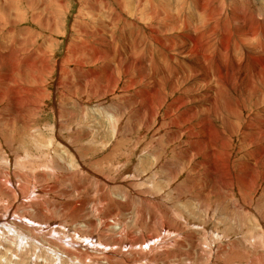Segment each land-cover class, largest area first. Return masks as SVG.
<instances>
[{
  "label": "rangeland",
  "instance_id": "rangeland-1",
  "mask_svg": "<svg viewBox=\"0 0 264 264\" xmlns=\"http://www.w3.org/2000/svg\"><path fill=\"white\" fill-rule=\"evenodd\" d=\"M104 1L111 3L112 0H0V49H4V46L9 43L8 38L3 39V34L13 33L17 38L14 47L18 52L17 57L14 56L13 58L8 54L10 50L0 51L2 54L0 57V93L3 92L2 94H6L8 98V96L12 97L18 94V91L21 93L24 89H34L36 87L35 82H32L33 86H28L24 82L23 85L21 82L17 84L16 81L20 78L23 80L18 72L23 70L31 59L34 63L31 68L34 74L38 75L39 72H42L40 69L41 54L45 57L48 53L50 64H53L63 60L68 48L76 43L80 45L82 39L85 45L90 44L89 47L100 48L97 45L100 40L91 34H85L87 31L95 33L94 29L98 28L108 33L110 37L115 39V48L122 51L124 55L128 51H131L130 54L136 52L132 48V41L134 37L139 35L142 45H145H143L144 49L146 48V52L148 49V53H150L151 51L155 52L156 49L152 39L153 34H151L154 32L152 30L157 27L156 25L163 27L166 24V29L162 28V31L166 30L167 34L164 32L163 35L165 34L164 38L167 39L172 38V36L170 37L172 32L175 36L182 33L180 30L174 33V29L175 27H182L177 21H182L183 3L185 8L187 7L186 11L188 10L185 13L186 17L188 18L191 14V23L189 22V24L195 22L193 27L188 24L189 29L199 24L200 17L198 15L202 12L199 7L193 8L195 4L192 0H188V4L184 2L185 0H164L166 4L171 5V8L168 10L165 7L167 14L169 13L168 19L160 21L152 18V13L155 12V10L150 12L149 9V2L152 0H137L141 7L143 5L146 8L147 12L143 9L142 13L138 14L139 10H125L123 15L127 17L125 18L130 23L126 24L125 20H121L120 26L112 22V18L108 14L111 4L106 6ZM223 1L227 3L230 0H220L219 5ZM243 1L247 0H235L234 7L229 8L228 13L235 15L243 24L247 23L251 27L254 14L259 21L263 22V17L256 15L258 0H253L254 3L252 0H248L249 3H242ZM262 2L264 3V0ZM6 3L7 5H5ZM227 4L231 5L230 3ZM10 5H12L11 15L7 16L9 13L3 14V12ZM138 15L146 21L143 22L137 17ZM7 18L9 21L11 20L10 23ZM148 18L152 20L147 22ZM232 29L234 30V28ZM187 32L192 33L191 30L185 31V33ZM249 51L253 53L252 55L259 57L258 51L254 49ZM34 52L36 53L35 57L32 56ZM83 56L81 55L82 59L80 55L68 59V70L73 78L69 79L70 75L62 77L61 83L57 87L59 69L57 66L55 68L51 65L52 72L48 71L44 76L46 89L42 94L45 97L42 101L44 102L42 103L43 111H40L37 120H34L33 123H28L26 126L16 119L11 123L7 121L6 123L2 117L3 113H0V174H2L0 175L2 182L0 185V222H2L0 223V234L4 233L2 237L0 236L2 238L0 239V258L3 259L0 264H264V243L259 237L262 234V228L264 229V189L262 187L257 190L253 188L252 194L248 198L250 209L252 208L251 217L243 216L240 218L237 215L238 219L235 220L237 221L235 225L240 223L241 226L252 229L254 234L251 236L249 234L248 237L244 238L242 237L243 234L230 233L229 235V227L221 222L226 219L225 213H222L226 209L228 200L231 203L230 210L237 211L235 208L238 205L235 202L237 195H232L229 190H226L225 196L228 195V200H225L226 206H221L215 195L213 196L214 193L209 196V192L205 191L212 187L216 179L210 177L211 175H193L183 162L176 161V156L171 151L173 148L170 146L165 131L160 132V122H155V125L146 130L145 123L139 119L144 104L141 103L138 96L144 94L145 91L151 92L150 90L154 89L151 84L153 76L151 68L149 66L147 68L140 62L141 66L150 70L149 74L141 79L140 70L133 69L136 71L133 78L132 75H124L116 66L115 76L122 80L119 89L112 95L103 92L104 95H107L101 94L99 97L95 88L98 87L97 82L94 81L89 84L94 87L96 94L92 98L93 100H88V97L82 95L84 90H78L80 83L86 84L90 79L87 73L90 67L87 66L81 70L76 66L77 61L88 65L84 61L86 55ZM4 57L8 58L5 59ZM175 57L177 58V56ZM175 57L173 56L174 62H176ZM179 60L182 61V59ZM103 61L99 62L96 68L93 66V70L98 69L97 67L102 65ZM149 63L152 64L151 61ZM174 66L176 67L177 64L175 63ZM11 76L12 78H10ZM131 79L136 84L124 92L122 85ZM139 84L140 86H138ZM17 85L20 86L18 89ZM70 85L74 86L75 89ZM143 87L148 88V90ZM135 92L138 93L135 94ZM73 93L75 94L73 95ZM60 97L63 104L61 105L62 108L59 107V112L62 113L61 117L58 116L59 112L56 107ZM70 98L71 100H69ZM79 98L84 101L85 105L81 106L77 103ZM136 102L139 103L138 108L137 105L135 108L132 106ZM7 104L11 105L10 102ZM7 104L5 101L0 103L1 112L9 107ZM97 107L100 110H97ZM111 108L115 109V112H112L115 113L114 118H117V121L113 119L115 122L112 121V123L109 120L113 117L106 120V115L109 114L108 111L111 112ZM135 109L138 110V118L135 116ZM9 110L10 112L5 111L4 113H12L14 106L11 105ZM102 111L107 112L103 113ZM100 112L101 114H99ZM105 113L107 114L105 115ZM99 116L102 118H98ZM8 172L12 176L6 175ZM202 173H206L205 167ZM11 178L14 182L17 181L13 186L9 182ZM127 191L134 195L133 201H131L133 203L125 206L126 212H122L117 197ZM109 193L112 195L111 197ZM106 195L110 198L107 199L108 196ZM225 196H222L223 199ZM139 197L142 199L150 197L151 200L145 204L144 202L141 203V200L139 202ZM136 198H138L137 201ZM259 198H262V202ZM33 205L34 208L31 207ZM35 208L40 211L35 210ZM38 212L42 213L39 217L36 216ZM221 214L223 218L220 217ZM233 215L235 217L234 212ZM232 218H230L231 221ZM162 221H169L174 228L170 232L164 231L166 224ZM5 223L19 229L21 236H10L6 232H1V225ZM188 223H194L195 226H190ZM87 224H91L92 227L87 226ZM85 226H87L86 229ZM204 228H208V230ZM149 230H152L151 233ZM205 235H207V239ZM135 238L136 242L132 241ZM49 240L51 241L49 242ZM10 241L19 244L17 243L14 248H10L4 243ZM34 245L36 247H33ZM253 245H259L260 247H257L260 249L253 248ZM44 248H49L50 253ZM72 252L73 254H71ZM73 256L80 257L75 259Z\"/></svg>",
  "mask_w": 264,
  "mask_h": 264
},
{
  "label": "bare ground",
  "instance_id": "bare-ground-1",
  "mask_svg": "<svg viewBox=\"0 0 264 264\" xmlns=\"http://www.w3.org/2000/svg\"><path fill=\"white\" fill-rule=\"evenodd\" d=\"M152 1L149 2L150 12H152V10H155V12L152 13V18L153 19L156 18L160 21L161 20H163V21L167 20L168 19L167 16L169 13L167 14L165 7H167V9H168V8H171V5L166 4L164 2V0H160L161 2L160 1L156 2L154 0H152ZM181 1H183V0H181ZM219 1L220 0H192V2L195 4V6H193V8L199 7V10L202 11L198 15L200 17L199 24L195 25V27L192 29H189L190 26L188 27V24H189L190 19H191V14H189L188 18L186 17L185 13L188 10L186 11L187 7L185 8V6L183 5L184 3H183L182 4L183 9H182V13H181L182 21H177V22L181 23V24L180 23H178V24L181 25L182 27H175V29H174V33L177 30L182 31V33H180L178 31L180 34L175 36V35H173V32L172 33L170 32L171 33L170 37L172 36V38L167 39V38H164L165 34L163 35V33L166 32V30H164V29H166V24L164 23L165 26H163V27L156 25L157 27L155 26L156 28L152 30L154 32L151 33V34H153L152 39L154 41V44L156 45L155 52L151 51L150 53H148V49L146 52V48L144 49V47H143L144 44L142 45V43L140 41V36L138 35V36L134 37V39L132 41V48L136 52L130 54L131 51H128L124 55V53L122 51L115 48V39L113 37H110L108 33H105L104 31L97 28V29H94L95 33L87 31L85 34H91V35H93L94 38L100 40L98 42L99 44H97L98 46H100V48H97L96 46L95 47L94 46L89 47L90 44L87 43L88 46L85 45V42H83V39H82V43L80 45H78L76 43V44L71 45L68 48V52H67V54L63 60L57 61L56 63H53V64H50V55L48 53L45 55V57H43V55L41 54L40 69L42 70V72H39L38 75H35L33 70L31 69L32 66L34 65V63L32 62L33 59L29 60L27 65L24 66L23 70L18 72L23 80H20L21 78L20 79L18 78L19 80L16 82H17V84H18V82H21L22 85L24 82L28 86H33L32 82H35L36 87L34 89L29 88L26 90L23 88L25 91L22 89L23 91H21V93H19L20 91H18V94H16L17 96L16 95L12 96V97L8 96V98H7L6 94H4V95L2 94L3 92L0 93L1 94L0 95V103L5 101V104H7L10 102V104L14 106V110H12V113H4L5 111L10 112L9 109H10L11 105L9 106L8 104L7 105L9 107L6 108L4 110V112L0 111V113H3L2 117H4V121L11 123L13 120L16 119V120L20 121V123L27 126L28 123H33L34 120H37V115L42 110V105H43L42 103H44L42 101L45 99L44 95H42L44 93V89H46L45 88L46 87V83H45L46 79L44 78V76H46L48 71L52 72V69H51V65H52L55 68L57 66L59 69L58 70L59 71V75H58L59 83L56 85V87L59 86V84L61 83L62 77H66V76L70 75L68 78L69 79L73 78L71 76V74L68 70V66H67L69 58L77 57L79 55H80V57H81V55L82 56L86 55V57L84 58L85 59L84 61H86V63L88 65H85L84 62H81V61L78 62L77 61L76 66H78V68L81 70L86 68L87 66L90 67V70L87 71V73L90 76L89 81H87V82L85 81L86 84L80 83V85H79L80 88L78 87V90H80V89L82 91L84 90L82 92V95L86 96V98L88 97V100H93L92 98L95 97L96 91L98 93V96L100 97L101 94L104 95L103 92H106V93H109V95L110 94L112 95V93L116 92L119 89L120 84L122 83V80H120L119 78H117L115 76V67L116 66H118V69L121 70L124 75H126V76L132 75L133 78H134L135 72H136L133 69L140 70L139 74H140L141 79L146 77L147 74H149V71L151 70L152 75H153L151 84H152V87H154V89L150 90L151 92L145 91L144 94H140L138 96L141 103L144 104L142 107V111L139 114L140 121H143L145 123L146 130H149L153 125H155L154 124L155 122L157 123L159 121L160 122V127H159L160 132L165 131L166 136L168 137L170 146H172V148H173V149L171 148L172 149L171 151H173L175 156H176L175 157L176 161L183 162L185 164L184 166H186L190 170V172H192L193 175H211L210 177L214 178V180L216 179L215 180L216 182L213 183L212 187L209 186L211 188H207L208 190H205V191L209 192V196H211V194L214 193L213 196L215 195V197L217 198V201L220 202L221 206H223V205L226 206L225 204H226V201L228 200V197H227L228 195L225 196L226 190H229V193H231L232 195H237L235 202L238 205H236L235 208L237 209L238 212L230 210L231 203L229 202V200L227 202V206H226L225 211H224V209L222 210V212L224 211L222 214L225 213L226 219H223L221 222H223L226 226L229 227V235H230V233L236 234V235L243 234V236H242L243 238L248 237L249 234H250L249 236L253 235L254 231H252V229H249L245 226H241L240 223H239V225H235V224H237V221H235V220L238 219L237 215L240 218L243 216L244 217H246V216L251 217L250 214H251L252 208L250 209V205H249L250 200H248V198L252 194L253 188L257 190L259 187H262L264 189V21H263L264 20V3L262 2L263 0H258V2L256 3V15L262 16L263 22L259 21L257 19V16H255V14H254L252 27H251V26H248L249 24H247V23L243 24L241 22V20L238 19L235 15H232V14L230 15V13H228L229 8L234 7L233 5L235 3V0H230L229 2H227V3H230L231 5L227 4L226 1H223L219 5ZM184 2L186 4H188V0H185ZM252 2H253V0H252ZM7 3H9V2H7ZM7 3L5 5H7ZM101 3H103V2H101ZM104 3L106 6H109V4H111V7H110L111 9H109L108 14H109L110 18H112V22L114 24H119L121 20H125L126 24L130 23V21L128 19H126L127 17L125 16L126 17L125 18L123 15L125 10H127V11H129L130 9H132V11L133 10H139V12H138V14H139L140 12L142 13L143 9L144 10L146 9L145 7H143V5L141 7L137 0H135V1L134 0H115V1L112 0L111 3H107L105 1H104ZM242 3H249V1L248 0L243 1ZM128 4H130V5H128ZM241 5H240V7H241ZM11 6L12 5H10V7L8 6V8L3 12V14L9 13L7 16L11 15L10 14L12 11ZM83 7H85V6H83ZM189 8L191 10V7H189ZM92 10H93V8H92ZM252 10L255 11V9H252ZM254 11H253V13H254ZM188 13H190V12H188ZM193 13H195V12H193ZM148 14H149V12H148ZM143 16H144V14H143ZM4 17H6V16H4ZM137 17L139 19H142L143 22L146 21V19H144L143 17H141L139 15ZM9 18H7L8 21H9ZM179 18H180V16H179ZM150 20H152V19L148 18L147 22ZM10 21H9V23H10ZM131 22H133V21H131ZM76 24L78 26V23H76ZM193 24H195V22L192 24H189V25H191L193 27L194 26ZM84 25H85V23H84ZM153 26H154V24H153ZM131 27H134V26H131ZM170 27H171V25H170ZM172 27H174V26H172ZM162 28H164L163 29L164 31H162ZM232 28H234V30ZM183 30H185V31L191 30L192 33H188V32L185 33V31H183ZM78 31H80V30H78ZM138 31H140V30H138ZM83 32H85V29H83ZM119 32H121V31H119ZM147 32H149V31H147ZM7 34L8 33H6L5 35L3 34V39L8 38L9 43L6 42L8 45H5L4 49H2V50L0 49V51L10 50V52L8 54H10V56L13 58H14V56L17 57L16 55L18 54V52H17L16 48L14 47L16 45L15 42H17V38H15L13 33L12 34L10 33L11 34V35L9 34L10 36ZM97 34H99V35H97ZM166 34H167V32H166ZM30 39H31V37H30ZM142 39H143V37L141 38V40ZM20 40L22 41V39H20ZM24 40H25V37H24ZM24 40H23V42H24ZM90 41H92V40H90ZM3 43H4V41H3ZM9 44H12V45L9 46ZM27 44H28V42H27ZM21 47H23V46H21ZM251 49L258 51L260 53V54L258 53L259 57L252 55L253 53H251L249 51ZM22 50L24 51V49H22ZM25 51H27V50H25ZM32 54H33L32 55L33 57L36 56L35 52ZM174 54H176V55H174ZM173 56L174 57L177 56V58L175 57L176 62H174ZM0 57H2L1 53H0ZM4 58L6 59L8 57H4ZM81 59H82V57H81ZM179 59H182V61H180ZM103 60H105V61H103ZM101 61H103L104 63L102 65H100L99 67H97L98 69L93 70V66L96 68V66ZM149 61H151L152 64L149 63ZM140 62H142L143 63L142 65L146 66L147 68L149 66L151 69L149 70L146 67L141 66ZM16 63H17V61H16ZM74 63H75V60H74ZM148 63H149V65H148ZM175 63L177 64L176 67L174 66ZM71 64H73V63H71ZM12 66H13V64H12ZM18 68H19V66H18ZM75 69H73V70H75ZM19 70H20V68H19ZM15 71L17 72L18 70L16 69ZM16 72H14V73H16ZM35 72H37V71H35ZM19 74H17V75H19ZM83 76H84V74H83ZM10 78H12V76ZM80 81H83V80H80ZM94 81L97 82L96 84L98 86V87H95L96 91L94 90V87H92L89 84V83H93ZM68 82H69V80H68ZM135 84H134L133 79H131V81H128L126 84L124 83L122 85L123 86L122 90L124 92H126L127 90H130L131 88H133V86ZM28 86H26V87H28ZM61 86H62V84H61ZM70 86L74 88V86H72V85H70ZM90 86H91V88H90ZM138 86H140V84ZM11 87H12V85H11ZM16 87L18 89L20 86L18 87V85H17ZM4 88H3V90H4ZM143 88L145 89V87H143ZM3 90H1V91H3ZM145 90H148V88ZM138 91L140 92V90H138ZM136 93H138V92H135V94ZM74 94L75 93H73V95ZM126 94L128 95V93H125V95ZM106 95H104V96H106ZM122 95H124V94H122ZM64 96H66L65 93H64ZM67 98H69V97H67ZM86 98H84V99H86ZM102 98H104V97L102 96ZM115 98H113V99L115 100ZM69 100H71V98ZM121 101H122V99H121ZM130 101H131V98H130ZM64 102H66V101H64ZM77 103L81 106L85 105L84 101H82L80 98H79ZM123 103H124V99H123ZM117 104H115V105H117ZM61 105H63V104H62V100L60 97L59 102L56 106L58 108V110H57L58 112H59V107L62 108ZM120 105H123V104H120ZM136 105L138 108V105H139L138 102L132 104V106L134 108ZM105 108H107V107H105ZM97 110H100V109L98 108ZM106 110H108V109H106ZM112 111L115 112V109L111 108V112L108 111L109 114L105 113V115L107 114L106 120L111 119V117H113L111 120H109L110 123H112L113 119H115V121H117V118H114L115 113ZM137 111L138 110L135 109V116L138 118V112ZM104 112H107V111H104ZM99 114H101V112ZM61 115H62V113L60 111L58 116L61 117ZM132 115H134V114H132ZM100 116L98 118H102ZM118 117H119V115H118ZM124 118H125V116H124ZM119 119H120V117H119ZM115 121H113V122H115ZM128 121L131 122V120H128ZM161 121H162V123H161ZM141 125H142V123H141ZM112 131H114V129ZM160 132H159V134H160ZM97 135H98V133H97ZM204 167H205L206 173H202ZM0 175H2V174H0ZM6 175H11V173L8 172ZM176 179H177V177H176ZM9 182L12 184V186L15 183H17V181L14 182L12 180V178L9 180ZM1 183L2 182L0 181V185H1ZM208 183L210 184L211 182H208ZM19 190H21V189H19ZM128 191L126 193H123L120 197H117V198H119L120 207L122 208L120 210H122V212H126L127 205L129 206V205H131V203H133L131 201H133L132 199H133L134 195ZM202 192H204V191H202ZM136 194H139V193H136ZM231 194H229V195H231ZM114 195H116V194H114ZM106 196H108V195H106ZM109 196L111 197L112 195H110V193H109ZM109 196L107 197V199L110 198ZM222 196H225V199H223ZM139 198L140 199L136 198V201L138 199L139 202L141 200V203L144 202L145 204H147L146 203L147 201L149 202L151 200L150 197L145 198V199H142L141 197H139ZM230 198H232V197H230ZM261 199H260V201H261ZM156 202H157V200H156ZM152 203H154V201ZM257 205H258V203H257ZM260 205H261V203H260ZM7 206H9V205H7ZM148 206H150V205H148ZM228 206H229V208H228ZM31 207L34 208V205ZM6 208H8V207H6ZM20 210H21V208H20ZM35 210L40 211L39 209H36V208H35ZM16 211H18V210L16 209ZM16 211H15V214H16ZM255 211H257V210H255ZM233 212L235 213V217L233 215ZM19 213H20V211H19ZM252 213H253V211H252ZM222 214L220 215L221 218H223ZM40 215H42L41 212L36 213L37 217H39ZM232 215H233V218H232ZM122 216H123V214H122ZM230 218H232V221ZM28 221H29V219H28ZM47 221H48V219H47ZM164 222L163 223L166 224V226H164V231L170 232V230L173 229L174 227L171 226L169 221H164ZM0 223H2V222H0ZM261 224L263 225V222H261ZM261 224H259V225H261ZM4 225H5V227H3ZM4 225H1L2 226L1 232H6L7 235H10V236H16V237L21 236V231L15 227H13V225L10 226L9 224H6V223ZM101 225H102V223H101ZM123 225H124V223H123ZM188 225L195 226L194 223H188ZM18 226H20V225H18ZM34 226H33V228H34ZM87 226L92 227L91 224H87ZM87 226H85V229ZM82 229L84 230V228H82ZM204 229L208 230V228H204ZM151 231L149 230L150 233H151ZM23 232H25V231H23ZM30 232H31V230H30ZM261 232H262V234L259 235V237L261 238L262 243H264V241H263L264 229L263 228H262ZM85 233H86V231H85ZM3 234L1 233L0 236L2 237ZM256 236L258 237L257 234H256ZM24 237H25V235H24ZM25 238H27V237H25ZM205 238L207 239V235H205ZM0 239H2V238H0ZM44 240H46V239H44ZM135 240H136V238L133 239L132 241H135ZM50 241L51 240H49V242ZM1 242L3 243V240H1ZM43 242H42V244H43ZM4 243H5V245L9 246L10 248H14V246H16V244L18 242L15 243V241H10L9 243H7V242H4ZM69 243H71V242L69 241ZM38 244H40V243H38ZM65 245H67V244L65 243ZM71 245H72V243H71ZM253 246H254L253 248L260 249L259 245H253ZM257 246H259V247H257ZM33 247H36V246L34 245ZM54 247H56V246L54 245ZM5 249L7 250V248H5ZM44 249H46L50 253L49 248H44ZM46 250H44V251H46ZM57 251H59V250H57ZM81 251H83V250L81 249ZM73 252L71 254H73ZM63 254H65V253H63ZM9 256H11V255H9ZM66 257H67V255H66ZM73 257L76 259L77 256H73ZM78 257H80V256H78ZM78 257H77V259H78ZM89 257H91V256H89ZM79 259H81V258H79ZM86 259H88V258H86ZM2 260L3 259L0 258V262ZM5 264H7V263H5Z\"/></svg>",
  "mask_w": 264,
  "mask_h": 264
}]
</instances>
